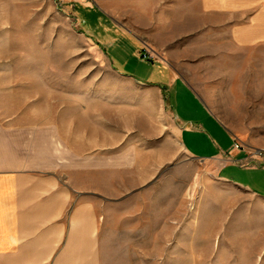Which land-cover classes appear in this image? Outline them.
Here are the masks:
<instances>
[{
	"label": "rangeland",
	"instance_id": "rangeland-1",
	"mask_svg": "<svg viewBox=\"0 0 264 264\" xmlns=\"http://www.w3.org/2000/svg\"><path fill=\"white\" fill-rule=\"evenodd\" d=\"M73 5L0 0V125L16 126L19 149L35 158L51 150L75 161L72 152L95 131L98 148L79 157L128 151L131 163L113 167L108 193L100 180L94 193L103 227L98 264H264V198L184 151L155 87L130 78H158L160 70L143 52L122 48L121 38L109 45L105 15L92 0ZM200 88L234 128L251 129L236 133L243 149L264 157V123L255 125L264 101L235 99L233 85L221 101L217 84ZM104 136L112 148L102 147ZM54 167L69 187L86 188L93 178L88 164ZM242 169L236 173L247 179Z\"/></svg>",
	"mask_w": 264,
	"mask_h": 264
},
{
	"label": "crops",
	"instance_id": "crops-1",
	"mask_svg": "<svg viewBox=\"0 0 264 264\" xmlns=\"http://www.w3.org/2000/svg\"><path fill=\"white\" fill-rule=\"evenodd\" d=\"M73 1L75 7L88 0ZM92 1L105 15L109 45H118L121 38L122 48L131 47L133 54L145 46L154 51L150 60L161 76L145 81L128 77L155 87L156 105L172 117L184 151L212 161L221 178L264 198L263 153L235 148L241 141L236 133L251 129L234 128L235 122L216 111L200 88L217 84L221 101L228 99L226 85H233L235 99L264 101V0ZM240 117L236 123L243 124ZM122 124L127 125L126 119ZM15 129L0 125V264H98L103 227L94 193L99 180L108 193L113 167L131 163L128 151L119 158L110 153L79 157L84 149L98 148L95 131L89 143L72 152L76 162L51 156V150L35 158L19 149ZM101 141L104 149L112 148L111 137ZM75 163L90 165L87 172L93 178L86 188L69 187L56 174L57 164ZM99 166L104 171L100 179ZM237 168L247 171L248 178ZM83 191L90 194L82 196Z\"/></svg>",
	"mask_w": 264,
	"mask_h": 264
},
{
	"label": "built area",
	"instance_id": "built-area-1",
	"mask_svg": "<svg viewBox=\"0 0 264 264\" xmlns=\"http://www.w3.org/2000/svg\"><path fill=\"white\" fill-rule=\"evenodd\" d=\"M142 52H143V55H142L143 58H153L155 56L154 51L149 46H145L144 51ZM235 147L237 149L243 148V146L239 142L235 144Z\"/></svg>",
	"mask_w": 264,
	"mask_h": 264
}]
</instances>
